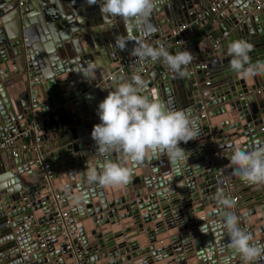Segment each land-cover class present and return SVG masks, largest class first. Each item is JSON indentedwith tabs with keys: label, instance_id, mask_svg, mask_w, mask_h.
<instances>
[{
	"label": "water",
	"instance_id": "obj_1",
	"mask_svg": "<svg viewBox=\"0 0 264 264\" xmlns=\"http://www.w3.org/2000/svg\"><path fill=\"white\" fill-rule=\"evenodd\" d=\"M212 2L157 0L149 16L155 31L144 37L146 43L155 47L168 38L171 54L188 50L194 57L189 75L181 78L162 60L131 65L136 41L125 51L114 47L115 37L127 36L126 24L102 14L101 0H0V141L13 137L22 147L16 157L0 154V172L21 184L11 191L0 186V236L12 230L0 239V249L13 242L0 259L77 264L75 245H81L82 264H243L220 226L225 211L238 215L240 227L264 243V185L242 182L229 164L234 147L264 145V76L240 78L230 70L227 51L231 41L245 39L254 45L251 61L264 60V0H234L230 10L197 23L199 11ZM191 30L200 31V41L187 40ZM88 61L99 64L91 81L77 71ZM133 75L147 82L144 94L186 111L199 135L180 144L188 159L173 162L160 154L130 163L126 186L89 185L87 163L99 170L123 160L119 150L100 153L91 131L100 122L99 102L115 82ZM235 110V123L224 118ZM67 115L74 130L54 144L32 143L35 124L57 121L53 126L60 133ZM224 166L237 185L238 202L224 184ZM81 192L87 199L76 204L73 197ZM218 194L232 207L218 205ZM58 211L67 212L65 223L56 220ZM71 240L73 248L67 246Z\"/></svg>",
	"mask_w": 264,
	"mask_h": 264
},
{
	"label": "clouds",
	"instance_id": "obj_2",
	"mask_svg": "<svg viewBox=\"0 0 264 264\" xmlns=\"http://www.w3.org/2000/svg\"><path fill=\"white\" fill-rule=\"evenodd\" d=\"M97 0H89L96 3ZM100 11L111 17H119L126 24L127 36L115 37L114 47L127 50L130 41L136 46L131 55L140 59L150 58L153 62L162 60L179 77H187V66L194 57L188 50L171 54L163 45L154 47L145 42L144 37L154 32L149 16L157 7V0H101ZM134 32L140 33L137 39ZM254 45L245 39H235L228 44L230 70L240 78L249 80L264 76V60L251 61L250 53ZM99 67L98 62L88 61L79 71L83 78L91 81ZM147 82L139 75L130 80L121 79L114 83V89L98 104L97 114L100 122L91 131L100 153L119 150L123 154L121 162H106L99 170L87 163L86 180L89 185L98 184L105 188L126 186L131 180L130 163L140 164L160 154H166L173 162L188 159L186 151L180 146L197 139L199 135L184 110L168 109L159 100L144 94ZM233 174L242 182L250 185H264V145L251 150L234 147L229 157ZM88 194L81 192L74 196L76 204L87 199ZM217 203L227 208L232 202L218 194ZM220 226L230 238L229 247L234 250L243 264H258L264 260V243L240 227V217L234 212L225 211Z\"/></svg>",
	"mask_w": 264,
	"mask_h": 264
},
{
	"label": "built area",
	"instance_id": "obj_3",
	"mask_svg": "<svg viewBox=\"0 0 264 264\" xmlns=\"http://www.w3.org/2000/svg\"><path fill=\"white\" fill-rule=\"evenodd\" d=\"M234 0H213V2L211 3V5L204 9L199 11V13L197 14V19L196 22L199 24H206L209 19L211 17H213L214 15H218V14H223L225 9L229 8L230 5L232 4ZM189 24H183L181 27H179L178 32H175L176 35L182 31L185 28H188ZM171 43V41L168 38L165 39H158L155 42V47H159L161 45H163L164 47H168V44ZM144 59H140L139 57L134 58L133 60H131V65H134V63H139L142 62ZM31 132H34L36 134V138H35V143L36 146H40L43 137L47 134H49V132L44 130V125L43 124H36L35 126L32 127ZM22 147H20L16 140L11 137V138H7L5 140L0 141V152L1 151H8L9 154L12 157H16L20 154V150ZM23 148H26V146H23ZM46 168L49 167V164L45 165ZM45 172V171H44ZM42 173L43 175H47V173ZM221 174L223 176H225V180H224V184L228 187L229 190L232 191V199L234 202L238 201V196L235 193V184L233 182V180L230 179L229 177V170L227 169L226 166H224L221 169ZM48 176H51V173H48ZM68 218V214L65 211H59L58 215H57V220L59 223H65L66 219ZM44 245V243H43ZM70 247V246H68ZM74 258L77 261V264H82L83 260H84V248L81 245H75V250H74Z\"/></svg>",
	"mask_w": 264,
	"mask_h": 264
},
{
	"label": "crops",
	"instance_id": "obj_4",
	"mask_svg": "<svg viewBox=\"0 0 264 264\" xmlns=\"http://www.w3.org/2000/svg\"><path fill=\"white\" fill-rule=\"evenodd\" d=\"M33 1H36V0H33ZM248 0H244V2H247ZM263 3V0L262 2H260L259 4ZM227 10H230V7L227 8ZM233 20V19H232ZM235 20V19H234ZM233 20V21H234ZM208 23V22H207ZM206 23V24H207ZM256 21L254 20L253 21V24L254 26H256ZM187 24V23H186ZM203 25V24H202ZM191 35L190 37H188L187 40H193V41H200V38H201V35H200V31H194V30H191ZM160 39H165V38H160ZM168 47H172V44L169 43L168 44ZM171 53V52H170ZM253 82V81H252ZM254 92V91H253ZM237 111H232L230 112L229 114L232 113V117L228 116V113H225L223 116L225 119H229L231 120L232 123H235L237 120H238V115L236 113ZM67 117L69 118V122L67 125H63V124H60L61 125V131L60 133H57L56 130L54 129V126L53 125H56L58 122L57 121H53V123L51 124L52 126L50 127V129H45V126H44V130L49 132V134H47L48 137H50V134H52V139L49 140V141H45V136L43 137L42 139V142L40 143L41 145L43 146H47L49 143L50 144H54V142H58L59 139L61 137H63L67 132H71L72 130H74V125H73V117L70 116V115H67ZM219 118V117H217ZM217 118H215L217 120ZM44 123H47V121H45ZM36 125V124H35ZM34 125V126H35ZM220 125V124H219ZM1 128H4V126H2ZM32 133V143H35V138H36V134L34 132H31ZM73 141V140H69V143ZM185 148V146H184ZM2 152V151H1ZM0 152V154H1ZM20 153H21V150H20ZM10 155V154H9ZM228 169V167H227ZM15 172H17V170H15ZM0 177H2V182L0 183V186H3V187H7L10 191L13 190L15 187L17 186H20L21 184H19L18 182H16V176H12V177H9L7 176V172H4L3 169H2V172H0ZM35 178V177H34ZM40 182H36L35 184H33V188H36L38 185H39ZM237 186V185H235ZM236 195L239 197V192L237 190H234ZM6 194V192L4 193ZM159 197H157V200H158ZM238 201H239V198H238ZM237 201V202H238ZM158 204H161V201L159 200ZM12 230H8L7 232L3 233L1 236H0V239L3 238L4 234H7V233H11ZM7 244V243H6ZM6 244H2V245H6ZM13 246V242H9L8 243V247L6 246L5 248H1L0 251H3L4 249H10L11 247ZM15 255L14 256H11V258L9 260H6V259H0V261L3 262V264H11V263H16V261H11L12 259H14ZM19 256H17L16 258H18ZM11 262V263H10ZM23 264H26V263H23Z\"/></svg>",
	"mask_w": 264,
	"mask_h": 264
},
{
	"label": "bare ground",
	"instance_id": "obj_5",
	"mask_svg": "<svg viewBox=\"0 0 264 264\" xmlns=\"http://www.w3.org/2000/svg\"><path fill=\"white\" fill-rule=\"evenodd\" d=\"M228 170H229V177H230V179L232 180V178H231V176H230V169L228 168ZM58 212H59V211H58ZM56 220H57V216H56ZM67 244H68L67 246H70V248H71V247L73 248L72 240L69 241ZM44 246H45V244L43 245V243H42V247H44Z\"/></svg>",
	"mask_w": 264,
	"mask_h": 264
},
{
	"label": "trees",
	"instance_id": "obj_6",
	"mask_svg": "<svg viewBox=\"0 0 264 264\" xmlns=\"http://www.w3.org/2000/svg\"><path fill=\"white\" fill-rule=\"evenodd\" d=\"M45 129H50V127L52 126L51 124L48 123H44Z\"/></svg>",
	"mask_w": 264,
	"mask_h": 264
}]
</instances>
